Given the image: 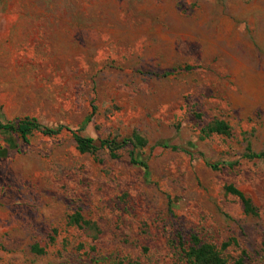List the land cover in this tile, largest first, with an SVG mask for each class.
I'll list each match as a JSON object with an SVG mask.
<instances>
[{"label": "rangeland", "instance_id": "1", "mask_svg": "<svg viewBox=\"0 0 264 264\" xmlns=\"http://www.w3.org/2000/svg\"><path fill=\"white\" fill-rule=\"evenodd\" d=\"M0 107L66 128L0 129V264H264V0H0Z\"/></svg>", "mask_w": 264, "mask_h": 264}, {"label": "trees", "instance_id": "2", "mask_svg": "<svg viewBox=\"0 0 264 264\" xmlns=\"http://www.w3.org/2000/svg\"><path fill=\"white\" fill-rule=\"evenodd\" d=\"M161 75L169 76L170 73L164 72ZM0 129L9 131L14 134H18L24 142H29V138L30 136H32L34 131H38L39 134H42L44 136L54 137L60 135L62 130L66 128L64 126H59L56 129L49 128L39 123L37 124L34 118H29V117H25L23 119H17L15 121H4L0 107ZM212 129L215 132L222 135L230 134V127L228 126L227 123L223 121L216 120L213 123ZM72 133L76 143L77 150L82 154L96 152L100 149H108L110 151V155L112 158H119V154L117 153V151L123 149L126 146H132L134 148V151H139L146 147V141L137 134L123 138L120 141L117 140L110 141V140H95L91 137L81 136L76 132H72ZM164 147L168 148L169 146L164 145ZM171 148L174 150L177 149V147H171ZM134 151L130 153L131 163L140 165L145 169V174L149 175V170H148L149 167L147 162L144 159H139L138 157H135ZM242 158L247 159L249 161L264 160V151L260 153H256L251 149L250 144H248ZM208 164L212 168H217L219 166V164H211L209 162ZM220 164L232 168L235 165H237L238 162H224ZM226 191L241 199L246 214H255L256 210L252 205V202L249 199H247L241 191H239L233 186H228L226 188ZM76 221L77 222L82 221L81 216L78 215ZM192 239L194 242V246L191 248L189 252V257L193 264H225V260L222 257L221 252L214 245L202 244L195 236H193ZM228 246L229 244H224L223 249H226ZM34 251L40 254L44 253V250L39 248H34ZM236 264H243V262L242 260H239Z\"/></svg>", "mask_w": 264, "mask_h": 264}]
</instances>
